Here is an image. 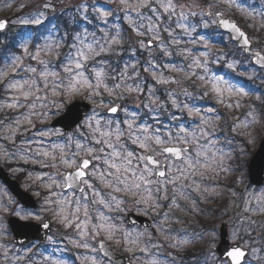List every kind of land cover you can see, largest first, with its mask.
<instances>
[{"label":"snow or ice","instance_id":"1","mask_svg":"<svg viewBox=\"0 0 264 264\" xmlns=\"http://www.w3.org/2000/svg\"><path fill=\"white\" fill-rule=\"evenodd\" d=\"M63 3L0 19V164L35 197L0 188V264H68L72 249L80 264H264V188L237 190L264 172L248 159L264 93L247 83L264 85V0H81L57 15ZM46 22L8 39L10 23ZM225 196L230 231H189Z\"/></svg>","mask_w":264,"mask_h":264},{"label":"rangeland","instance_id":"2","mask_svg":"<svg viewBox=\"0 0 264 264\" xmlns=\"http://www.w3.org/2000/svg\"><path fill=\"white\" fill-rule=\"evenodd\" d=\"M21 2H22V0H0V18H6L9 21H15L18 18H23V16L25 15V13H22L19 10V7H18ZM31 2H32L33 5H35V4L39 3V0H31ZM80 2H81V0H64L63 5H58L57 11H60V7H62L64 5H67V6H71V5H74V4L75 5H78ZM100 2L103 3L104 0H100ZM247 2L248 3L255 2V3L259 4V3L262 2V0H247ZM8 5H11V7H8ZM31 10H34V9H29V11H31ZM49 15L51 16V14H49ZM67 16L69 17L68 19H70L71 16H72V13L69 12L67 14ZM235 17H239V15L237 14ZM56 22L59 23V24L61 23L59 21H56ZM60 25H61V29L63 30V25L62 24H60ZM46 26L47 27H50V25L46 24L45 26H40L39 27L40 28L39 30L45 29ZM34 28H36V26H32V29H30V26H23V25H20L18 23H10L9 24V30L7 32L8 39L11 40L13 38V36H15L18 33L19 34L24 33V35H33L35 37V35L37 34L38 30L35 31V32H33L34 31ZM200 31L201 32L211 33V32H214V28H209L207 30L200 29ZM214 39L216 40V43L214 44V47L215 48H218V49H222L223 48V44L219 42L220 39H221V37L219 35H215ZM223 40L225 42H227V37L226 36L223 37ZM229 47H231V45H229ZM221 111H224L225 113L227 112L226 109H223ZM225 131H227V129H225ZM258 141L259 140H257V142H256L255 145H252L251 146V151H253V149L256 147ZM250 155H251V153H250ZM0 165L4 166L5 168L7 167L8 168V171L11 174H13L11 172L10 168L7 165H4V164H0ZM12 167H16V165L13 164ZM25 167H28V166H25ZM16 175H18V174H16ZM18 176H19L18 177L19 180L22 181L21 187L24 190H27L26 187H25V176L23 174H19ZM245 185H249L248 184V180H247V175H246V169H245V175H244V182L242 184H240V185L237 186V190L238 191H242L243 188L245 187ZM0 188H4V186L1 183H0ZM251 188H252V190H259L261 188H264V185L261 186V187H253V186H251ZM27 191H29L31 193L30 190H27ZM228 200H229V197L225 196L222 199L218 200L214 204H211V205H202V207L212 209L213 211L208 216H199V217L193 218V223L189 226V231H192L193 228L199 229L201 225H203L205 227H210L211 225H216L218 227L219 224L222 221L229 222V229H228V231H230V228H231L230 216L221 215V209H222V207L224 205L227 204ZM175 227L176 228H180L181 225H176ZM8 239H9V241H11L12 240V236H10ZM57 240L58 241L60 240V237L59 236H57ZM34 243H37L38 246L41 247V248L44 247V246L52 247L51 245H48L47 240H45V241H43L41 243H38V242H34ZM14 247L15 248H19L20 246H16L14 244ZM60 247H64V244L61 243L60 244ZM203 247H204L203 244H197L191 250L192 251H199ZM34 251H36V249H34ZM63 255L68 260V264H80V262L78 260H76L77 250L72 249L70 251H66V252L63 253Z\"/></svg>","mask_w":264,"mask_h":264},{"label":"water","instance_id":"3","mask_svg":"<svg viewBox=\"0 0 264 264\" xmlns=\"http://www.w3.org/2000/svg\"><path fill=\"white\" fill-rule=\"evenodd\" d=\"M75 104H83L84 102L83 101H80V100H77L74 102ZM52 124H56V126H61L59 124H57L56 122V118L51 122ZM261 145V141L259 142V145L257 147V149L255 150V152L253 153V155L250 157L249 160H251L256 154H261V155H264V149H262L260 147ZM248 171V170H247ZM0 179L4 182V184L8 187V189L11 191V193L15 196L16 199L20 200V201H25V200H31V201H35L34 198L29 194L27 193L26 191L22 190L19 186V183L16 181V180H13L11 179L7 172L4 171V169L2 167H0ZM248 179L250 181L251 184L255 185V186H260L263 181H264V172H259L258 170L257 171H254L252 172L251 174H249L248 172ZM222 224L220 225L219 228L222 227ZM41 237L43 236V233L40 234ZM13 237L16 238V244H19V240L22 239V237H18L16 236L15 233H13ZM31 240H38L35 236H29L28 239H25V243H28L29 241ZM44 239H39L38 241H43ZM229 241L228 240H225V239H221L219 241V243L217 244V247L220 251H223V249L225 247H227ZM20 245V244H19ZM125 255V254H123ZM126 256V255H125ZM123 264H127L126 261L123 262Z\"/></svg>","mask_w":264,"mask_h":264},{"label":"trees","instance_id":"4","mask_svg":"<svg viewBox=\"0 0 264 264\" xmlns=\"http://www.w3.org/2000/svg\"><path fill=\"white\" fill-rule=\"evenodd\" d=\"M57 15H59V11H57ZM66 19H68L69 17L68 16H66L65 17ZM237 18V20H240V18L239 17H236ZM59 22H61L60 24H62L63 25V21L62 20H60ZM46 24H47V22H46ZM30 29H32V26H30ZM40 28H34V31L33 32H35V31H37L38 30V32H37V34L36 35H38L39 33H42V32H44L45 31V29H43V30H39ZM211 33H213V32H211ZM22 34H24V33H22ZM225 50H227V49H225ZM224 71H226V70H224ZM247 83H249V85L250 86H252V87H258L259 88V90H260V92L261 93H264V85H261V83H260V81L259 80H257L256 81V83L253 85L251 82H247ZM259 94V93H258ZM196 103L198 104V105H200V106H206V105H210L211 103H212V101H209V100H207V99H205V100H197L196 101ZM218 107V106H217ZM220 110H223V109H220ZM224 112V111H223ZM231 177L229 178V180L228 181H225V182H231Z\"/></svg>","mask_w":264,"mask_h":264},{"label":"flooded vegetation","instance_id":"5","mask_svg":"<svg viewBox=\"0 0 264 264\" xmlns=\"http://www.w3.org/2000/svg\"><path fill=\"white\" fill-rule=\"evenodd\" d=\"M12 177H14V176H12ZM15 178V177H14Z\"/></svg>","mask_w":264,"mask_h":264}]
</instances>
